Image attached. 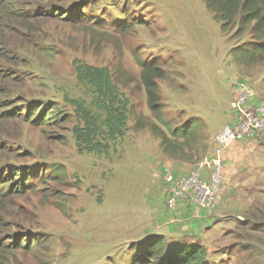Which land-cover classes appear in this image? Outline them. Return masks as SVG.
<instances>
[{
  "label": "rangeland",
  "instance_id": "rangeland-1",
  "mask_svg": "<svg viewBox=\"0 0 264 264\" xmlns=\"http://www.w3.org/2000/svg\"><path fill=\"white\" fill-rule=\"evenodd\" d=\"M46 1L20 2L14 22L0 28V264H131L151 233L168 244L197 236L165 225L185 217L167 214L163 170L185 175L212 151L215 133L232 120L237 82L264 103V65H239L230 54L250 36L223 33L203 0H56V16L35 18L33 4ZM74 61L107 68L130 102L127 131L108 155L77 150L74 110L64 102L85 100ZM140 62L164 73L157 84L167 120L204 126L199 155L171 159L148 127L134 128V114L155 123ZM48 106L54 114L45 121ZM256 160L264 171V148ZM262 194L264 203V184ZM257 212L209 224L190 242L210 264H264V206Z\"/></svg>",
  "mask_w": 264,
  "mask_h": 264
},
{
  "label": "trees",
  "instance_id": "trees-1",
  "mask_svg": "<svg viewBox=\"0 0 264 264\" xmlns=\"http://www.w3.org/2000/svg\"><path fill=\"white\" fill-rule=\"evenodd\" d=\"M23 1L26 0H0V28H6L7 24L14 22L15 7L20 6ZM57 2H35L33 6L40 9L34 14L35 18L41 16L46 20L56 16L58 11L55 8L59 7ZM203 3L223 33H231L234 39L246 34L250 36L249 42L231 51L235 62L252 67L264 65V0H203ZM71 15L69 10L68 16ZM21 18L23 15L19 13L18 20ZM3 39L0 37V43ZM139 66L146 106L155 123H148L134 114V128L142 130L148 127L151 135L159 140L161 152L171 159H192L199 155L204 126L196 118L178 124L167 120L159 103L157 84V80L164 75L162 69L149 62H140ZM73 67L76 81L83 88L85 100L65 98L64 102L74 110L76 124L72 128V134L77 150L80 154L108 155L110 145L122 139L127 131V124L133 113L130 102L120 93L107 68L76 61L73 62ZM44 113L47 121L54 114V108L48 106ZM64 117L62 115L60 119L63 120ZM31 247L32 243L25 245V249ZM6 248L0 244V253L5 252ZM131 264L210 263L205 248L198 243L168 244L163 235L157 234L143 240L138 253L131 256Z\"/></svg>",
  "mask_w": 264,
  "mask_h": 264
},
{
  "label": "crops",
  "instance_id": "crops-1",
  "mask_svg": "<svg viewBox=\"0 0 264 264\" xmlns=\"http://www.w3.org/2000/svg\"><path fill=\"white\" fill-rule=\"evenodd\" d=\"M236 92V89H235ZM258 100H253L252 104H257ZM232 117V116H231ZM264 148V134L256 139L244 140L242 142H236L230 145L226 150L222 152V181L225 188L226 197L222 194L217 195L215 199V207L212 212H206L194 205L190 204L188 200H182L179 202L178 207L174 210H168L167 214L174 216L185 217L182 221L166 222L165 225L169 229L173 228L177 231L178 235H181V230L189 233H194L195 236H182V238L176 239V243H192L191 238L195 240H201L199 234L202 230H208L214 224H218L225 219L232 218L235 220H243L251 216L259 215L257 212L260 206H264L260 202L263 194L264 184V171L259 166L256 156L257 153ZM211 152L207 153L210 154ZM260 163V162H259ZM155 202H158L156 200ZM156 205V204H154ZM167 216H165L166 218ZM191 218L195 226L189 227L186 224V220ZM207 224V225H205ZM209 224L211 226H209ZM202 227V229L200 228ZM191 228V229H190ZM157 234H149L146 237H150ZM163 235L164 234H158ZM188 235V234H187Z\"/></svg>",
  "mask_w": 264,
  "mask_h": 264
},
{
  "label": "built area",
  "instance_id": "built-area-1",
  "mask_svg": "<svg viewBox=\"0 0 264 264\" xmlns=\"http://www.w3.org/2000/svg\"><path fill=\"white\" fill-rule=\"evenodd\" d=\"M235 85L236 92L229 105L232 120L215 133L211 153L196 161L185 175L176 177L170 170H163L167 209L174 210L177 203L188 200L196 208L212 212L221 184L222 152L233 143L264 134V103L252 104V90L241 82Z\"/></svg>",
  "mask_w": 264,
  "mask_h": 264
}]
</instances>
